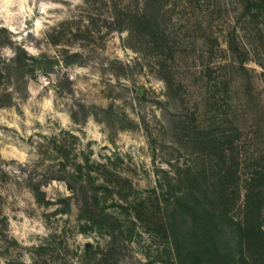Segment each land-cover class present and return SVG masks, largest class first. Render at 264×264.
<instances>
[{
	"label": "rangeland",
	"instance_id": "rangeland-1",
	"mask_svg": "<svg viewBox=\"0 0 264 264\" xmlns=\"http://www.w3.org/2000/svg\"><path fill=\"white\" fill-rule=\"evenodd\" d=\"M96 1L0 0V95L12 93L0 101V264H87L88 243L108 247L109 235L84 230L75 201L62 211L64 181L44 186L47 204L30 188L32 173H60L82 151L103 164L104 203L128 229L118 264H177L171 223L182 251L193 248L191 217L170 216L189 190L227 213L211 264H264V175L251 179L264 169V26L239 30L249 55L239 57L228 44L237 0H191V16L190 0H170L181 13L155 37L117 25L112 2ZM19 45L52 67L21 88L7 77ZM110 107L109 121L100 109Z\"/></svg>",
	"mask_w": 264,
	"mask_h": 264
},
{
	"label": "trees",
	"instance_id": "trees-1",
	"mask_svg": "<svg viewBox=\"0 0 264 264\" xmlns=\"http://www.w3.org/2000/svg\"><path fill=\"white\" fill-rule=\"evenodd\" d=\"M97 2L96 0H92ZM112 2L111 11L113 13V22L121 26L123 23L128 24L134 31L136 36L144 34H151L155 37L156 34H161L162 31L167 30L170 23L174 24L172 19V13H181L177 9L180 5L174 4L176 7L169 6L170 0H128L129 4L123 6L124 0H110ZM200 1V0H199ZM206 1V0H205ZM193 1H189V6H184L188 12L187 15H192ZM238 8L240 12L230 17L229 20V33L228 44L232 51L238 53L239 57H249L248 53L242 44L238 32L239 30H247L250 24L264 26V0H237ZM173 5V4H172ZM172 10L169 20L167 15ZM190 18V17H189ZM127 22V23H126ZM165 28V29H164ZM161 39V38H160ZM218 40V38H215ZM51 62L45 55H32L22 47L17 46L15 49V56L11 59V62L7 65V77L13 78L18 84V88L26 85L29 78H36L38 74L49 75L51 72ZM20 91L22 89H19ZM12 96V93L5 92L0 95V101ZM2 106V105H0ZM103 114L108 116L110 121V115H112L113 108L100 109ZM76 112L73 113L74 119H76ZM123 127V126H122ZM232 144V143H231ZM82 162L73 164L68 167L67 163H61L60 173L50 174L49 172L44 174L30 175V188L32 189L37 202L41 204H47L50 202L47 199V193L44 190V186L50 182L49 180H62L66 183L68 189L71 191V195L60 199L63 204L62 211L70 209L72 202L75 201L78 204L80 220L84 221V230L87 228L96 229L101 234L106 233L111 237V241L106 249L97 247L94 249L93 245L88 243L84 250L83 256L87 259V264H118L119 245L117 244L120 236L128 229L124 228L123 220L114 212L108 211L106 204L104 203L105 194L110 191L108 181L99 178L102 174L103 164L100 162L92 161L91 156L88 153L82 151ZM37 175L36 179L35 176ZM261 175H264V169L253 173L251 179L256 181ZM172 191V190H171ZM254 190L249 187L247 189V195L249 196ZM170 192L164 194L168 196ZM172 198V195H171ZM170 198L165 200L169 201ZM1 200V197H0ZM176 207L171 213V217H175L176 212H182L183 216H190L192 226L190 228L191 234L195 238L193 248L187 245L183 250V241L179 237V232L173 227L171 223L172 242L169 248L173 250L177 264H195L204 263L211 264L215 258L216 250L219 246L216 244V235L219 229L220 219L227 217V213L224 211L208 210L200 198L194 194L193 190H189L188 193H180L174 195V201ZM169 218V216H168ZM259 230L262 229L259 227ZM215 251V252H214ZM190 260V261H189ZM189 261V263H188ZM93 262V263H91ZM145 264H167V260L162 257H154L149 259Z\"/></svg>",
	"mask_w": 264,
	"mask_h": 264
}]
</instances>
